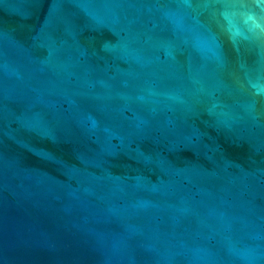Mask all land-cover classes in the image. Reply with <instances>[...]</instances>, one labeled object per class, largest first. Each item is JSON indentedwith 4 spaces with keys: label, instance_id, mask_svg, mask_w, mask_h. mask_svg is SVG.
I'll list each match as a JSON object with an SVG mask.
<instances>
[{
    "label": "water",
    "instance_id": "1",
    "mask_svg": "<svg viewBox=\"0 0 264 264\" xmlns=\"http://www.w3.org/2000/svg\"><path fill=\"white\" fill-rule=\"evenodd\" d=\"M0 264H264V0H0Z\"/></svg>",
    "mask_w": 264,
    "mask_h": 264
}]
</instances>
